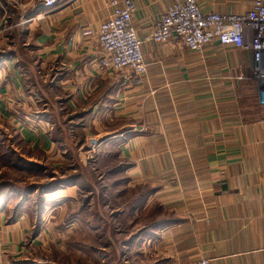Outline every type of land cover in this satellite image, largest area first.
Returning <instances> with one entry per match:
<instances>
[{
    "label": "crops",
    "instance_id": "obj_1",
    "mask_svg": "<svg viewBox=\"0 0 264 264\" xmlns=\"http://www.w3.org/2000/svg\"><path fill=\"white\" fill-rule=\"evenodd\" d=\"M111 1L63 0L47 11L38 0H0V115L55 165L74 154L87 161L88 152L96 151V161L112 163L100 176L111 177L113 198L129 193V208L111 207L112 233L104 231L103 214L83 216L81 203L70 210L78 204L69 206L77 180L60 189L62 198L50 193L59 215L38 231L49 203L36 216L25 203L15 209L1 203L5 262L73 264L79 251L82 259L93 253L94 264H195L202 258L264 264V106L251 52L218 41L202 51L188 50L176 37L147 42L145 81L131 86L127 72L98 69L96 38L83 34L99 30L113 11ZM136 1L133 23L143 38L174 0ZM198 1L203 12L220 14H243L254 2ZM25 57L45 70L43 93L33 89L38 86L25 71ZM50 91L79 120L74 130L48 120ZM153 207L165 214L141 222L137 214ZM125 213L129 230L120 229ZM107 238L118 256L111 263L101 254ZM61 239L78 243L64 249L63 263L50 261Z\"/></svg>",
    "mask_w": 264,
    "mask_h": 264
},
{
    "label": "rangeland",
    "instance_id": "obj_2",
    "mask_svg": "<svg viewBox=\"0 0 264 264\" xmlns=\"http://www.w3.org/2000/svg\"><path fill=\"white\" fill-rule=\"evenodd\" d=\"M38 3L39 6H42L41 0H38ZM24 62L27 68L25 71H29L28 76L32 77V84L38 86L33 87V89L43 93L44 87L42 86H46L47 83L49 84L47 79H43L45 70L42 69L32 57H25ZM61 95L62 99H65V95ZM47 97L51 100V105L45 107L47 112L46 115H48L50 123L55 126L65 125L67 129L74 130L73 126L77 125L79 120L74 117V114L68 110L66 105L58 104L56 100L57 98L53 95V91H50ZM37 99H41L40 95H37ZM44 103L45 101H41L39 106L40 109H43ZM78 133L79 132L77 131V134ZM75 136L80 137V135ZM88 143L89 145H92L90 142ZM95 153L96 151L90 150V152H88L89 155L86 154L87 161H82L78 154H74L73 159L62 160L61 163L55 165L54 162L47 159L45 155L32 151L31 148L23 142L19 132L10 123V120H6L0 115V202L3 201L2 203L8 204L7 206L9 209H15L16 205L25 203L26 209L36 216V213H38L37 208L40 210V205L45 202V204L49 203L50 193L52 195L58 194L60 195V198H62L64 192L60 191V189L65 187V185L62 184L77 180L79 182V191L76 194V200L72 201L69 206L73 207L75 201H77L78 204L75 207L70 208V210L76 211L78 205L81 203L82 207L79 208V211L83 216L86 215L87 217L95 218L103 214L105 218H108V222L104 225V231H106V233H112V228L116 225L113 226L111 224V219L113 217V210L111 207L117 208L120 204L121 209L129 208V193L126 192L124 195L125 198H122V200H116L113 198V193H116V189L113 190L111 187V177L105 175V181L101 179L100 176V174L103 173L104 175L107 170L112 168V163L106 165L101 164L96 161L97 156ZM89 158H91V160ZM96 183H98V185ZM102 196H104L103 199ZM104 202H107V206L105 205V207H102L105 204ZM52 203H49L46 208L42 220H37V231L46 226L48 221L52 218L59 215L58 210H55ZM45 204H43L42 207H45ZM150 211H140V213L137 214V216L141 218V222L148 223L150 221L148 217L152 214L155 215L156 218L162 217L165 214L160 211L159 208L153 207L152 211L154 213H150ZM131 215V212H129V219H131ZM123 219H125V222L121 223L120 229L129 230L126 221V213L123 215ZM64 241L67 240L61 239L54 243L52 249L56 251L50 255V261H59L63 263L64 259L67 258L63 255L65 253L64 249H69L70 247L74 248L78 243L77 241L68 240L65 244ZM105 241L108 242L109 245L105 247L104 251L101 253L103 258H105L108 263L116 261L118 258V256L116 257V250L112 247L109 238ZM89 243L95 245V238L91 239ZM82 251L84 250L82 249ZM87 253L89 252L87 251ZM44 258L48 257L45 256ZM94 260L95 255L93 253L91 256L88 257L86 255L84 259H82L79 256V251H77L72 263L94 264L91 263L94 262Z\"/></svg>",
    "mask_w": 264,
    "mask_h": 264
},
{
    "label": "built area",
    "instance_id": "obj_3",
    "mask_svg": "<svg viewBox=\"0 0 264 264\" xmlns=\"http://www.w3.org/2000/svg\"><path fill=\"white\" fill-rule=\"evenodd\" d=\"M63 0H41L47 11L57 8ZM113 11L97 32L86 28L83 34L95 36L102 56L98 69L102 72H127L128 84L144 83L148 64L143 54L144 43H167L180 39L188 50L202 51L213 41L233 45L252 54V71L260 83L261 104L264 106V0H254L250 10L243 14L203 12L198 0H174L157 19L154 27L140 38L133 23L138 9L136 0L111 1ZM94 141L93 146H97ZM202 258L195 264H211ZM0 264L5 262L0 250Z\"/></svg>",
    "mask_w": 264,
    "mask_h": 264
},
{
    "label": "trees",
    "instance_id": "obj_4",
    "mask_svg": "<svg viewBox=\"0 0 264 264\" xmlns=\"http://www.w3.org/2000/svg\"><path fill=\"white\" fill-rule=\"evenodd\" d=\"M74 182L75 181H70V182H68L67 184H62V185H65V186H69V185H72V184H74ZM59 187V186H58ZM58 189H60V188H58ZM57 190V189H56ZM3 202V201H2ZM2 202H0V206H1V203ZM18 208V207H17Z\"/></svg>",
    "mask_w": 264,
    "mask_h": 264
}]
</instances>
